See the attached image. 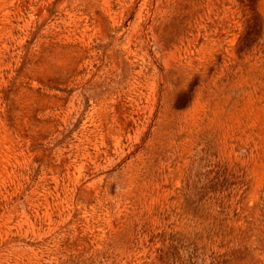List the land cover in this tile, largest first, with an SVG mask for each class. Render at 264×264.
Here are the masks:
<instances>
[{"label":"rangeland","instance_id":"374dc122","mask_svg":"<svg viewBox=\"0 0 264 264\" xmlns=\"http://www.w3.org/2000/svg\"><path fill=\"white\" fill-rule=\"evenodd\" d=\"M0 264H264V0H0Z\"/></svg>","mask_w":264,"mask_h":264}]
</instances>
